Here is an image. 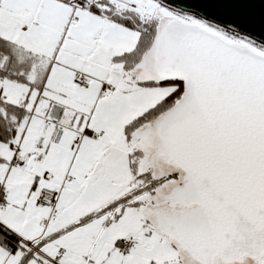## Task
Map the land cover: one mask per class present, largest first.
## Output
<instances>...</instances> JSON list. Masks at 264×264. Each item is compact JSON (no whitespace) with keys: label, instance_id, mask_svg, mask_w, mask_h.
<instances>
[{"label":"snow or ice","instance_id":"6c2138e0","mask_svg":"<svg viewBox=\"0 0 264 264\" xmlns=\"http://www.w3.org/2000/svg\"><path fill=\"white\" fill-rule=\"evenodd\" d=\"M0 264H264V0H0Z\"/></svg>","mask_w":264,"mask_h":264}]
</instances>
